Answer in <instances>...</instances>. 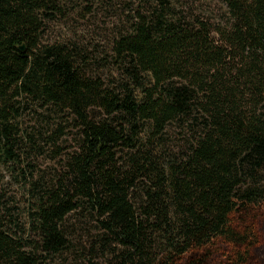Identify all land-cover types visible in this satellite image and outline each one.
Here are the masks:
<instances>
[{
    "label": "trees",
    "instance_id": "trees-1",
    "mask_svg": "<svg viewBox=\"0 0 264 264\" xmlns=\"http://www.w3.org/2000/svg\"><path fill=\"white\" fill-rule=\"evenodd\" d=\"M64 1L0 0L4 156L16 160L30 140L18 121L39 109L79 130L55 180L27 184L33 238L0 200V264H179L218 239L248 264L253 236L234 218L264 199V0H213L218 17L209 0H155L113 41L122 80L109 85L42 42ZM175 122L191 135L173 148Z\"/></svg>",
    "mask_w": 264,
    "mask_h": 264
},
{
    "label": "rangeland",
    "instance_id": "rangeland-1",
    "mask_svg": "<svg viewBox=\"0 0 264 264\" xmlns=\"http://www.w3.org/2000/svg\"><path fill=\"white\" fill-rule=\"evenodd\" d=\"M194 1V6L202 2ZM207 3L210 4L212 17L222 14L218 2L209 0ZM64 4V15L48 24L42 42H55L73 48L79 53L78 60L87 65L86 73L100 77L107 85L122 80L114 64L112 43L119 35L130 31L137 20V13L147 14L158 6V2L65 0ZM184 11L187 12V9ZM257 110L264 111V98ZM18 127L20 133L28 135L30 140L20 139L14 148L15 161L6 158L0 146V200L9 209L10 219L17 223L15 230L18 235L33 238L28 226L29 212L33 206L31 196L27 194V184L40 176L46 180H55L62 172L67 154L76 146L79 130L66 111L51 108L39 109L35 115H24L19 119ZM188 130L180 128V125L178 127L177 122L170 125L167 130L170 146L176 148L185 139H190L191 133ZM259 188L264 193V180ZM235 218L234 221L238 219L242 228L253 236L251 248L248 249V264H264V199L258 204L244 207ZM71 222L74 220L71 219ZM11 228L14 230V227ZM238 250L243 251L220 239L213 240L202 248L188 252L179 264H238ZM69 258L68 264H72V257ZM54 264L61 262L56 261Z\"/></svg>",
    "mask_w": 264,
    "mask_h": 264
},
{
    "label": "water",
    "instance_id": "water-1",
    "mask_svg": "<svg viewBox=\"0 0 264 264\" xmlns=\"http://www.w3.org/2000/svg\"><path fill=\"white\" fill-rule=\"evenodd\" d=\"M24 50H25V47H24V45H23V44H22V45H20V46L18 47V51H19V52L23 53V52H24Z\"/></svg>",
    "mask_w": 264,
    "mask_h": 264
}]
</instances>
